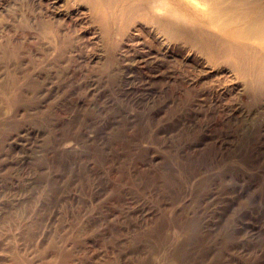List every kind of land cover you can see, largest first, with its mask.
Listing matches in <instances>:
<instances>
[{
	"label": "rangeland",
	"instance_id": "rangeland-1",
	"mask_svg": "<svg viewBox=\"0 0 264 264\" xmlns=\"http://www.w3.org/2000/svg\"><path fill=\"white\" fill-rule=\"evenodd\" d=\"M65 1L0 10V264H264V94L177 42L163 77L123 2Z\"/></svg>",
	"mask_w": 264,
	"mask_h": 264
},
{
	"label": "bare ground",
	"instance_id": "bare-ground-1",
	"mask_svg": "<svg viewBox=\"0 0 264 264\" xmlns=\"http://www.w3.org/2000/svg\"><path fill=\"white\" fill-rule=\"evenodd\" d=\"M75 1L88 4L94 12L93 18L101 22L107 16L110 20L116 0ZM119 1L126 7L121 11L119 9L118 16L130 14L136 21H141L137 32L128 36V42L131 50L138 45L144 50L145 46L147 47L137 57L143 67L152 65L155 72L168 77L163 70L164 64L175 59V56L168 52V48L176 47L174 43L177 42L182 46L177 47L178 50L187 51L181 63L190 62L196 65L193 69L196 78L225 75L232 86H223L221 94L234 93L237 90H254L264 94V0ZM66 3L65 0H0V10L5 7L7 9L12 7L15 11L36 10L40 15L45 14L57 19L58 11H61ZM181 4L200 13L197 26L189 28L184 23V19H179L176 6L179 7ZM148 24V33L141 38L142 31L145 30L144 25ZM107 35L108 30L104 26L101 37H108ZM154 39L157 45H153ZM135 59H130V62H135ZM220 64L226 66H220ZM127 66L130 67L131 64ZM214 68L220 70L215 74ZM248 77L254 80L246 81ZM197 81L192 79L191 83L194 84ZM239 82L243 86L237 85Z\"/></svg>",
	"mask_w": 264,
	"mask_h": 264
}]
</instances>
